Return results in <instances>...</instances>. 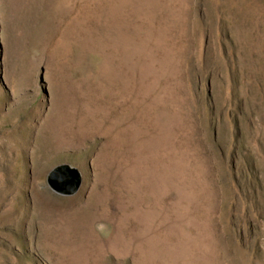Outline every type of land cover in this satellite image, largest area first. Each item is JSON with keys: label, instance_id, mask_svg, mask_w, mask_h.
<instances>
[{"label": "rangeland", "instance_id": "1", "mask_svg": "<svg viewBox=\"0 0 264 264\" xmlns=\"http://www.w3.org/2000/svg\"><path fill=\"white\" fill-rule=\"evenodd\" d=\"M0 264H264V0H0Z\"/></svg>", "mask_w": 264, "mask_h": 264}, {"label": "water", "instance_id": "2", "mask_svg": "<svg viewBox=\"0 0 264 264\" xmlns=\"http://www.w3.org/2000/svg\"><path fill=\"white\" fill-rule=\"evenodd\" d=\"M82 183L79 171L68 165H58L47 175V185L55 193L61 195L75 194Z\"/></svg>", "mask_w": 264, "mask_h": 264}]
</instances>
